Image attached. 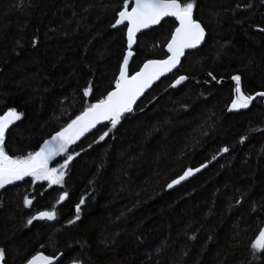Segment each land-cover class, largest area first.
I'll return each instance as SVG.
<instances>
[{"label": "trees", "instance_id": "1", "mask_svg": "<svg viewBox=\"0 0 264 264\" xmlns=\"http://www.w3.org/2000/svg\"><path fill=\"white\" fill-rule=\"evenodd\" d=\"M194 3L204 43L115 128L101 125L69 148L73 159L61 184L29 178L0 191L5 264H24L38 251L62 252L56 264H264V252L251 247L264 225L263 100L226 111L233 75L245 94L264 91V0ZM122 5L0 0V115L9 108L22 114L6 130L7 154L36 151L114 87L127 49L125 27H111ZM175 25L165 18L138 35L129 73L166 55ZM181 74L188 79L169 88ZM222 147L229 151L217 155ZM61 193L67 196L57 203ZM42 210L55 211V218L28 224Z\"/></svg>", "mask_w": 264, "mask_h": 264}, {"label": "snow or ice", "instance_id": "2", "mask_svg": "<svg viewBox=\"0 0 264 264\" xmlns=\"http://www.w3.org/2000/svg\"><path fill=\"white\" fill-rule=\"evenodd\" d=\"M129 6V0H123V5L115 11V22L111 25V27L116 28L126 22L128 51L123 54V60L119 65V74L115 77L114 87L107 92L106 96L85 107L79 115L55 132L51 139L45 140L38 151L29 152L27 155L19 157L7 154L3 144L6 129L19 120L22 114L14 108H9L3 115H0V188L24 177H32L34 181L47 180L53 185L61 184L66 174L64 169L67 168L69 161L73 159V156L68 152L69 146L83 136L85 132L96 127L101 121H108L111 127L115 128L126 113L134 111L133 105L144 90L165 73L176 68L184 55L185 49L196 48L205 37V29L201 23L193 18L194 0H186L183 3L181 0H134L130 10H128ZM166 17H172L177 22V26L171 32V38L163 45L167 50V57L165 59L146 60L139 71L129 75V59L133 55L131 50L136 43L137 33L150 25L160 24L162 19ZM261 31H264V29H261ZM36 43L37 41L34 39L33 45ZM187 79L188 77L180 75L173 81L171 87H176ZM232 80L235 81V88L229 108H248L254 96L243 93L239 75L232 76ZM89 95L90 89L84 88L83 96L89 97ZM255 96L264 97V91L256 93ZM109 131L111 129L105 131L99 137V140H104ZM240 139L243 142L245 137L242 136ZM228 151V147H222L217 155ZM61 154L66 157L63 164L50 167L49 162L53 161L55 157L61 156ZM212 159L215 160L216 156H213ZM204 167L206 165L201 164L199 168L183 170V174L172 179L167 187L172 188L174 185L180 184L187 177L193 175L194 172H199ZM66 196L67 193H61L57 203L63 201ZM23 203L25 207H28L32 201L25 197ZM80 203H84L83 198ZM236 203L239 204L240 201L237 200ZM76 211L79 213L80 204L76 205ZM55 215V211H40L28 220V224L37 219L53 220ZM69 223H72V221H69ZM251 247L254 253L264 252V227L259 228L255 239L251 242ZM4 255V251L0 250V261L3 260ZM52 260V257L37 253L29 258L26 264H52ZM73 264H77V262L74 261Z\"/></svg>", "mask_w": 264, "mask_h": 264}, {"label": "water", "instance_id": "3", "mask_svg": "<svg viewBox=\"0 0 264 264\" xmlns=\"http://www.w3.org/2000/svg\"><path fill=\"white\" fill-rule=\"evenodd\" d=\"M132 3H134V0H129V5L131 6V4ZM130 6H129V9L128 10H130ZM166 18H172V17H166ZM194 18V17H193ZM165 18H163L162 20H164ZM196 20V19H195ZM198 21V20H197ZM115 22V21H114ZM199 22V21H198ZM200 23V22H199ZM202 25V24H201ZM122 26H124L125 27V38H126V47H127V27H126V22H125V24L124 25H119V26H117V27H122ZM155 25H150L148 28H146V29H141V31L139 32V33H137V37H138V35L140 34V33H142V32H144V31H147V30H149V29H151L152 27H154ZM177 26V22H176V25H175V27ZM175 27H174V29H175ZM202 27H203V25H202ZM204 28V27H203ZM173 29V30H174ZM205 37H206V31H205ZM205 37H204V39L201 41V43L196 47V48H192V49H185V52H184V55L183 56H185V54L186 53H188V52H191V51H194V50H196L197 48H199L203 43H204V41H205ZM170 38H171V36H170ZM169 38V39H170ZM137 41V40H136ZM135 45H136V43L133 45V48H132V52H133V49H134V47H135ZM126 51H128V48L126 49ZM165 52H166V55L163 57V58H160V59H165L166 57H167V50H166V48H165ZM183 56L181 57V61H182V58H183ZM131 58H132V56L130 57V59H129V63H130V61H131ZM151 59H157V58H151ZM147 60H149V59H147ZM181 61H180V63H181ZM145 62V61H144ZM144 62L140 65V67H142L143 66V64H144ZM180 63L177 65V67L176 68H174L171 72H168V73H165L163 76H161L158 80H156V81H154L148 88H146L145 90H144V92L141 94V96L140 97H138L137 98V101L135 102V104L133 105V108H135V106H136V104H137V102L139 101V99H141L142 97H143V95L147 92V91H149L150 90V88L154 85V83H156V82H158L162 77H165V76H167L168 74H170V73H172V72H174L179 66H180ZM140 67L136 70V71H139V69H140ZM136 71H134V72H136ZM133 72V73H134ZM133 73H129L128 72V74L129 75H131V74H133ZM118 74H119V72H118ZM181 75H184V74H181ZM178 76H180V75H178ZM177 76V77H178ZM185 76V75H184ZM234 76V75H233ZM177 77H175L171 82H170V85H169V88H175V87H171V84L173 83V81H175L176 79H177ZM187 77V76H186ZM223 80V79H222ZM230 80L232 81V83H233V90H234V88H235V81H233L232 80V78H230ZM186 81V80H185ZM185 81H182L181 82V84L182 83H184ZM219 83H220V81H219ZM178 86V85H177ZM176 86V87H177ZM112 90V89H111ZM243 91V90H242ZM243 93H244V91H243ZM258 93V92H257ZM234 94V93H233ZM233 94H232V97H233ZM245 94V93H244ZM255 94L256 93H254V94H245V95H253L254 96V99H253V101L251 102V104L257 99V98H263V102H264V97H256L255 96ZM231 100H232V98H231ZM231 100L228 102V104H227V109H226V111L229 113V112H232V113H237V112H240V111H245V110H247L250 106H251V104H250V106L248 107V108H245V109H230L229 108V105L231 104ZM80 114V113H79ZM79 114H77V115H79ZM76 115V116H77ZM75 118V117H74ZM73 118V119H74ZM70 122V121H69ZM106 123H108V121H101L100 123H98L97 125H96V127H94V128H92V129H90L89 131H87V132H85L84 133V135L83 136H81L78 140H76L72 145H70L69 146V148H71L76 142H78V141H80L82 138H84L86 135H88V134H90V133H92L94 130H96L99 126H101V125H104V124H106ZM11 126V125H10ZM9 126V127H10ZM65 126V125H64ZM63 126V127H64ZM8 127V128H9ZM7 128V129H8ZM59 131V130H58ZM57 132V131H56ZM55 133V132H54ZM53 133V134H54ZM52 134V135H53ZM51 135V136H52ZM51 136H49L48 138H46V139H44L42 142H41V144H40V146L43 144V142L45 141V140H48V139H51ZM40 146H39V148H40ZM39 148L36 150V151H38L39 150ZM63 154H61V156H62ZM61 156H57V157H55L54 158V160L53 161H50L49 162V166H51L59 157H61ZM200 167V166H199ZM199 167H197V168H199ZM195 169V168H194ZM29 178H32V177H24L23 179H21V180H18V181H14V182H12L11 184H6L4 187H2V188H0V191L2 190V189H4L5 187H7V186H11V185H14V184H17V183H21V182H23L24 180H26V179H29ZM42 211H48V210H42ZM40 212V211H39ZM36 215V214H35ZM37 253H42L44 256H48V257H52L53 258V260H52V264H56V263H58L59 261H60V259L62 258V252H59V253H57V254H55V255H50V254H46L45 252H43V251H38V252H36L35 254H37ZM35 254H33V255H35ZM32 255V256H33ZM31 256V257H32ZM30 257V258H31ZM0 264H5L4 262H3V260L2 261H0ZM24 264H26V262L24 263ZM71 264H73V263H71Z\"/></svg>", "mask_w": 264, "mask_h": 264}, {"label": "bare ground", "instance_id": "4", "mask_svg": "<svg viewBox=\"0 0 264 264\" xmlns=\"http://www.w3.org/2000/svg\"><path fill=\"white\" fill-rule=\"evenodd\" d=\"M201 47V46H200ZM198 49V48H197ZM184 57V56H183ZM183 59V58H182ZM153 87V86H152ZM151 89V88H150ZM249 109V108H248ZM12 127V125L10 126V128Z\"/></svg>", "mask_w": 264, "mask_h": 264}, {"label": "rangeland", "instance_id": "5", "mask_svg": "<svg viewBox=\"0 0 264 264\" xmlns=\"http://www.w3.org/2000/svg\"><path fill=\"white\" fill-rule=\"evenodd\" d=\"M230 82H231V84H232V81L230 80ZM55 167H57V166H55ZM49 183V182H48ZM50 184V183H49ZM263 227H264V225H263Z\"/></svg>", "mask_w": 264, "mask_h": 264}, {"label": "flooded vegetation", "instance_id": "6", "mask_svg": "<svg viewBox=\"0 0 264 264\" xmlns=\"http://www.w3.org/2000/svg\"><path fill=\"white\" fill-rule=\"evenodd\" d=\"M262 100H263V98H262ZM263 104H264V102H263Z\"/></svg>", "mask_w": 264, "mask_h": 264}]
</instances>
